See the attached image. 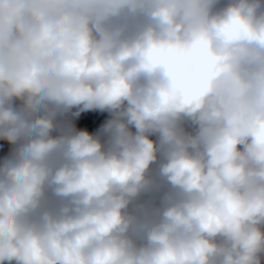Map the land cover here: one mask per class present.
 Here are the masks:
<instances>
[{"label":"clouds","instance_id":"1","mask_svg":"<svg viewBox=\"0 0 264 264\" xmlns=\"http://www.w3.org/2000/svg\"><path fill=\"white\" fill-rule=\"evenodd\" d=\"M0 264H264V0H0Z\"/></svg>","mask_w":264,"mask_h":264}]
</instances>
